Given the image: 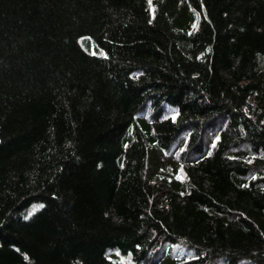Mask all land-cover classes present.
<instances>
[{
	"label": "trees",
	"instance_id": "16d2710c",
	"mask_svg": "<svg viewBox=\"0 0 264 264\" xmlns=\"http://www.w3.org/2000/svg\"><path fill=\"white\" fill-rule=\"evenodd\" d=\"M0 264H264V0H0Z\"/></svg>",
	"mask_w": 264,
	"mask_h": 264
},
{
	"label": "rangeland",
	"instance_id": "374dc122",
	"mask_svg": "<svg viewBox=\"0 0 264 264\" xmlns=\"http://www.w3.org/2000/svg\"><path fill=\"white\" fill-rule=\"evenodd\" d=\"M217 131L216 130H208L205 134V142L208 145H210L215 137H216ZM188 137V132H184L182 133L179 138L177 139L176 143L174 144L173 148L170 150L169 153L165 154L162 151L157 150L156 153L160 154L161 157L164 160V163L170 164L172 165L174 162H176V158L178 155V152L180 151L181 147H183V145L186 142V139Z\"/></svg>",
	"mask_w": 264,
	"mask_h": 264
}]
</instances>
